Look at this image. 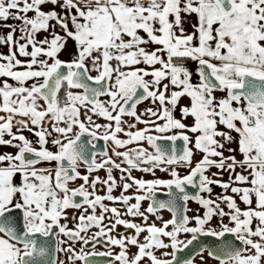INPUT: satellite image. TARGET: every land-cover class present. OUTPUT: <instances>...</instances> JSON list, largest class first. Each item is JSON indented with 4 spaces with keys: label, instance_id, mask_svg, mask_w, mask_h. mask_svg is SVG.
<instances>
[{
    "label": "snow or ice",
    "instance_id": "6c2138e0",
    "mask_svg": "<svg viewBox=\"0 0 264 264\" xmlns=\"http://www.w3.org/2000/svg\"><path fill=\"white\" fill-rule=\"evenodd\" d=\"M210 261L264 264V0H0V264Z\"/></svg>",
    "mask_w": 264,
    "mask_h": 264
},
{
    "label": "flooded vegetation",
    "instance_id": "af4514ba",
    "mask_svg": "<svg viewBox=\"0 0 264 264\" xmlns=\"http://www.w3.org/2000/svg\"><path fill=\"white\" fill-rule=\"evenodd\" d=\"M191 207L195 208L196 206L195 205H191ZM167 213H165V218H167Z\"/></svg>",
    "mask_w": 264,
    "mask_h": 264
},
{
    "label": "rangeland",
    "instance_id": "374dc122",
    "mask_svg": "<svg viewBox=\"0 0 264 264\" xmlns=\"http://www.w3.org/2000/svg\"><path fill=\"white\" fill-rule=\"evenodd\" d=\"M209 264H213V262L210 261Z\"/></svg>",
    "mask_w": 264,
    "mask_h": 264
}]
</instances>
